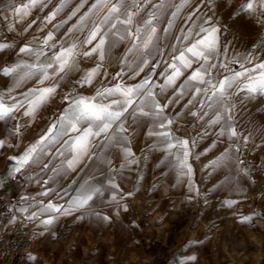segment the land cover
Returning a JSON list of instances; mask_svg holds the SVG:
<instances>
[{"label": "crops", "instance_id": "0c3cea01", "mask_svg": "<svg viewBox=\"0 0 264 264\" xmlns=\"http://www.w3.org/2000/svg\"><path fill=\"white\" fill-rule=\"evenodd\" d=\"M24 2L26 0H0V43L11 45V47L0 51V93L3 94L4 102L11 105L17 100H23L25 94L32 89L57 87L47 103L43 104L34 116L24 115L27 107L25 105V108L13 113L14 118L0 121V140L6 142L5 147L0 148V226L7 228L8 232L21 218L28 216L31 224L29 229L38 236L43 255L57 250L58 246L61 247V244L65 243L66 238H133L132 197L142 192L153 194L157 200L155 211L161 215L166 213L169 217L166 223H159V226L183 224V218L193 213V204L190 208L183 210L180 208L179 195L174 197L175 194H178L179 185L176 178L179 168L176 166L175 157L180 153L176 149H173L171 153L165 151L163 146L158 144V138L149 135L157 122L153 118L141 116L133 120L129 116L125 123L127 132L120 134L127 137L125 144H117L115 140L109 143L104 141L103 137L94 140L89 155L83 157L74 170L66 167V159L71 157V153L66 150L64 141L69 137H60L55 143L48 145L45 153L40 156L41 163L30 164L21 173L9 174L13 161L9 159L5 150L10 147L12 151L10 157L19 156L24 151L21 148L29 147L46 134L50 126L44 122L45 115L54 114L61 109L60 117L69 108V101L81 96L96 97L97 93L103 90L96 89L100 84H105V88L113 87L116 84L134 86L142 83L145 79H150V87L156 94L155 98L159 103L167 104L164 116L173 121L168 130L174 137L189 141L191 153L189 162L195 157L193 148L195 128L190 129L189 124L184 122L187 116L189 118L192 116L191 112H194L195 107L188 108L187 111H181L179 108L180 98L192 99L191 87L183 95H179L178 90L198 65L194 63L192 68L182 70L183 74L175 81V84L161 92V86L164 85L167 76L172 71L169 68L172 56L178 54L175 49L183 48L189 42L185 43L179 35L171 39L168 46L163 36V33L166 32L157 26L156 50L151 56L146 57L148 63L142 66L143 71L138 69L139 61L134 60V53L129 52L131 44L126 40L119 43L106 56L91 84L81 85L79 81L86 72L101 63L95 54L92 56L80 55L76 71L67 74L61 73L43 83H40V80L35 76L21 79L26 69L21 68L12 75H5L3 72L4 68L14 67L18 63L30 64L36 61L34 55L21 53L19 51L21 47L28 45L37 50L43 48L45 54L39 57V61L46 64L51 61V57L54 52L59 50L61 44L67 46L74 40L83 41L92 22L98 21L96 15H91L90 20L86 22L87 27L82 31L69 32L73 25L78 24L81 17L89 13L94 0H68L63 10L51 22H48L47 17L60 7L62 0H50V2L45 0L46 6L38 5L24 20L20 21L14 17L12 6H19ZM159 2L160 0H152V4ZM174 2L179 3V0H174ZM81 4L83 6L79 7V11L72 15L73 11ZM151 10V5H149L144 9V12L140 13V16ZM169 11H174V9ZM167 15L163 16L161 21ZM69 16L71 19H68ZM140 16L137 17V20L140 19ZM10 25L13 26L11 30ZM50 32L54 34L55 40L49 43H55L56 48L43 45L45 37ZM91 47V45H81L78 50L83 53L90 50ZM163 51L167 52L163 57L166 56V59L167 56L170 57L166 60L165 71L157 74L154 67L159 62ZM49 73H52V69H49ZM74 83L76 87L72 90ZM202 87H206V85ZM97 99L101 102H108L99 97ZM169 101L171 102L169 103ZM65 103V107H63ZM191 105H195V102L193 101ZM131 111L132 109H129V112ZM125 115L127 116V114ZM21 120L24 122L21 123ZM17 125H19V134L14 132ZM24 129L30 132V135L26 139H21V131ZM38 132L41 133L38 134ZM125 147L131 148L134 153L133 157L125 159L123 152ZM203 151L204 156L210 155L211 145H208ZM225 155L228 159L229 154L226 152L221 155V160ZM227 159H223V161ZM45 163L48 165L47 168H43ZM62 166L64 170L57 172ZM192 177L193 174H191ZM165 178L166 181H164ZM110 180H113L118 187L113 188L109 183ZM192 184L196 189L195 184ZM81 186L96 187L100 189V192L94 195L88 207L72 209L73 198L81 190ZM194 189H191L189 184L183 191V195L195 194L196 190ZM45 191L48 192V195H41ZM113 196H115V200H113ZM48 203L63 207L58 213L42 212L41 209ZM66 209L68 211H65ZM47 219H52L53 223L50 225L42 223Z\"/></svg>", "mask_w": 264, "mask_h": 264}, {"label": "rangeland", "instance_id": "374dc122", "mask_svg": "<svg viewBox=\"0 0 264 264\" xmlns=\"http://www.w3.org/2000/svg\"><path fill=\"white\" fill-rule=\"evenodd\" d=\"M242 2L189 0L173 27L163 33L167 45L179 35L182 39L189 29L195 33L203 21L210 20L212 25L220 28L221 34L218 54L211 61L216 64L211 70L213 83L231 76L234 71H242L240 64L249 55L253 63L246 64L248 68L264 62V28L247 14L237 15ZM169 19L170 14L160 22L159 28L165 29ZM164 54L167 52L163 51L154 67L157 74L165 71L166 60L170 57L166 59ZM75 87L74 83L72 90ZM104 88L105 84H100L96 89ZM210 95L211 90L208 92ZM208 96L201 95L197 100L207 101ZM194 102L195 105H191L193 101L189 104V100L180 98L179 108L187 111L194 106V111H200L199 104L196 100ZM230 103L235 105L232 115L237 131L243 136L251 133L247 144L243 137L234 145L227 135L219 136L220 126L209 128L205 122L208 117L201 120L187 116L184 120L190 129L195 128V157L189 162L193 177L181 175L179 169L176 177L179 185L178 194L174 197L179 195L180 208L184 210L193 204V213L183 218V224L159 226L169 217L155 211L157 200L153 194L142 192L132 197L133 238H66L57 250L43 255L39 238L34 234L38 244L26 264H264V96L248 98L241 93L233 96ZM59 112L61 109L45 115L44 122L48 126L56 123ZM28 135L30 132L26 129L21 131V139ZM208 145H211V154L204 156L203 150ZM236 146L239 152L234 150ZM5 151L10 157L11 148ZM226 152L229 154L227 160L213 163L221 161V155ZM190 180L198 191L186 201L183 191ZM230 189L234 190L233 196L226 193ZM227 201L236 203L229 205ZM208 209L210 213L207 214ZM245 216L251 219L244 221ZM25 218L30 226L28 216ZM7 230L0 226V264H16L3 251Z\"/></svg>", "mask_w": 264, "mask_h": 264}, {"label": "snow or ice", "instance_id": "6c2138e0", "mask_svg": "<svg viewBox=\"0 0 264 264\" xmlns=\"http://www.w3.org/2000/svg\"><path fill=\"white\" fill-rule=\"evenodd\" d=\"M67 2L68 0H62L60 7L56 8L47 17L48 22H51L63 10ZM188 3L189 0H180L179 3H175L174 0H160L157 4H152V0H94L89 13L81 17L78 24L73 25L69 29V32L74 30L82 31L87 27L86 22L90 20L91 15H96L98 21L92 22L83 41L74 40L67 46L61 44L59 50L54 52L51 57V61L46 64L39 61V57L45 54L43 48L37 50L34 47L25 45L19 51L34 55L36 61L30 64L18 63L14 67L4 68L3 72L5 75H12L23 68L26 71L23 72L21 79L35 76L40 80V83H43L45 80L61 73L67 74L68 72L76 71L80 55L92 56L95 54L101 63L86 72L81 81H79L81 85L91 84L106 56L114 47L126 40L131 44L129 52L134 53V60L139 61L137 64L138 69L143 71L142 66L148 63L146 57L151 56L156 50L158 41L157 26L160 24L161 18L166 14L171 16V19L167 21V27L163 29L167 33L173 27L177 16ZM38 5L46 6L45 0H26L19 6L13 5L14 17L22 21ZM149 5H151L152 10L140 16V13L144 12V9ZM82 6L83 4L78 6L72 15H75L76 11H79V7ZM170 9H174V11H169ZM239 14H247L258 26L264 28V0H243L237 10V15ZM138 16H140L139 20H137ZM68 19H71V16ZM188 19H191V16ZM64 23H67V21H64ZM204 24L209 26L205 27ZM9 27L11 30L13 26L10 25ZM219 34L220 28L212 25L210 20L203 21L195 33L189 29L188 34L182 38L189 41V43L183 48L175 49L178 54L172 56L169 64V68L172 71L167 76L164 85L161 86V92L175 84V81L183 74L182 70L190 69L194 63L197 64L198 67L192 71L191 75L187 77L178 90V94L183 95L191 87L192 99L189 100V104L196 100L201 109L200 111L191 112V115L201 120H205V117H208L205 121L208 127L212 128L219 125L218 135H227L229 139L233 140L234 145L241 137H243V142L247 144L251 138V133L248 136H243L242 133L237 131L234 116L232 115L235 105L230 103V101L233 96H239L241 93L248 98L264 96V62L255 63L248 68L246 64L253 63L251 55H249L244 58L245 62L240 64L242 71H234L231 76H225L222 80L213 83L211 70L216 67V64L211 61L216 58L219 51ZM54 40V34L50 32L45 37L43 45L56 48L55 43H49ZM81 45H91L92 47L90 50L80 53L78 49ZM9 47L11 45L7 43H0V51ZM49 69H52L51 74ZM150 85V79H145L142 83L134 86L116 84L113 87L99 91L96 97L81 96L69 101V108L58 118L56 123L50 125L46 134L27 147L19 156L9 157L13 161L9 174L21 173L26 166L41 163L40 156L45 153L48 145L55 143L60 137H69L68 140L64 141L66 150L71 153V157L66 159V167L74 170L81 159L89 155V150L93 146L92 142L94 140H99L103 137L104 141L109 143L115 140L117 144H125L127 137L120 134L127 132L125 123L128 117L130 116L135 120L142 116L157 120L154 124V130L150 131L149 135L156 136L158 144L162 145L165 151L171 153L173 149H176L180 153L175 157L176 166L179 168L180 174L191 177L193 170L192 165L189 163V156L191 155L189 141L174 137L172 132L168 130L173 121L164 116V109L167 104L161 105L159 103ZM204 85L207 87H202ZM56 87L32 89L25 94L23 100H17L11 105L4 102L3 94L0 93V121L14 118L13 113L25 108V105L27 107L24 115L34 116L37 110L47 103L49 97L56 91ZM209 90H211L210 96H208ZM201 95L208 96L207 101L197 100ZM98 97L108 102H101V100L97 99ZM109 98L112 99L109 100ZM129 109H132V111L129 112ZM14 132L19 134V125L15 127ZM207 134L206 131L205 135ZM5 143L4 140H0V148L5 147ZM101 146L103 147V144ZM234 150L239 152L240 149L236 146ZM123 152L125 159L134 156L130 147H125ZM223 159H227V156L222 157ZM222 160L213 163L217 164L222 162ZM47 167L46 163L43 164V168ZM62 170H64L63 166L57 172ZM241 171L244 170L241 169ZM85 183L87 184V182ZM109 183L113 188L118 187L113 180H110ZM190 188L194 189L191 180ZM194 190L198 191V189ZM99 192V188L81 186V190L73 198L71 208L82 209L88 207L94 195ZM41 195L46 196L48 192L45 191ZM112 198L115 200V196ZM226 203L231 205L236 202L227 201ZM62 207L48 203L43 206L41 211L58 213ZM65 211H68V209ZM250 219L248 216L243 218L244 221ZM42 223L50 225L53 220L47 219L42 221Z\"/></svg>", "mask_w": 264, "mask_h": 264}, {"label": "built area", "instance_id": "2783aa9c", "mask_svg": "<svg viewBox=\"0 0 264 264\" xmlns=\"http://www.w3.org/2000/svg\"><path fill=\"white\" fill-rule=\"evenodd\" d=\"M16 180V178H13ZM38 240L29 229L26 218H21L10 231L5 234L3 240V251L16 264H24L31 258L32 251L36 248Z\"/></svg>", "mask_w": 264, "mask_h": 264}, {"label": "bare ground", "instance_id": "6f19581e", "mask_svg": "<svg viewBox=\"0 0 264 264\" xmlns=\"http://www.w3.org/2000/svg\"><path fill=\"white\" fill-rule=\"evenodd\" d=\"M25 148H26V147H25ZM23 150H24V149H23ZM239 178H240V177H239ZM242 185H243V184H242ZM232 191H234V190H231V189H230L228 192H226L227 195L233 196L234 193H233ZM183 193H184V192H183ZM188 194H189V193H188ZM188 194H187V195H184L185 198H186V199H185L186 201L189 200V198H190V196H191V195H188ZM135 195H136V194H135ZM134 197H137V196H134ZM135 199H136V198H135ZM133 200H134V199H133ZM237 203H240V202H237ZM242 204H243V203H242ZM237 205H238V204H237ZM237 205H236V206H237ZM227 209H228V207H227ZM204 210H205V209H204ZM208 213H210V210H209V209L207 210V214H208ZM211 214H212V213H211ZM25 264H26V263H25Z\"/></svg>", "mask_w": 264, "mask_h": 264}]
</instances>
